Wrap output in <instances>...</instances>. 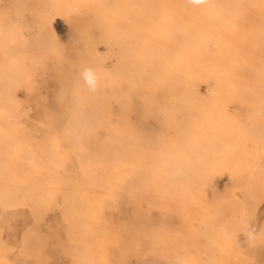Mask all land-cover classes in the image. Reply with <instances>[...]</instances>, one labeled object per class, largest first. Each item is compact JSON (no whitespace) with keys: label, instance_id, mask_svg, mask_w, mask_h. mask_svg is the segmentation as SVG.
I'll use <instances>...</instances> for the list:
<instances>
[{"label":"rangeland","instance_id":"rangeland-1","mask_svg":"<svg viewBox=\"0 0 264 264\" xmlns=\"http://www.w3.org/2000/svg\"><path fill=\"white\" fill-rule=\"evenodd\" d=\"M208 1L0 0V264H264V0Z\"/></svg>","mask_w":264,"mask_h":264},{"label":"bare ground","instance_id":"bare-ground-1","mask_svg":"<svg viewBox=\"0 0 264 264\" xmlns=\"http://www.w3.org/2000/svg\"><path fill=\"white\" fill-rule=\"evenodd\" d=\"M218 1H221V0H218ZM236 1V0H235ZM238 3H241V2H239V1H237ZM187 4H188V2H186ZM218 3V2H217ZM206 4H208V5H213V4H215L216 5V0H209ZM219 5V4H218ZM242 9V8H241ZM206 28V27H205ZM214 34V33H213ZM215 35V34H214ZM229 38V37H228ZM199 46V45H198ZM206 57V56H205ZM209 57V56H208ZM199 58V57H198ZM197 58V59H198ZM199 59H201V58H199ZM209 59V58H208ZM204 60V59H203ZM206 61H209V60H206ZM211 63H213L212 61H210ZM214 65H216V63H214ZM217 66V65H216ZM219 67H221L220 65H219ZM222 68V67H221ZM223 69H224V67H223ZM226 69V68H225ZM229 70V69H228ZM206 106H208V105H206ZM175 135V134H174ZM216 139V138H215ZM214 140V139H213ZM188 150H189V148H188ZM187 151V150H186ZM176 153V152H175ZM145 154V153H144ZM176 155H179V154H176ZM181 155V154H180ZM181 157V156H180ZM180 159V158H179ZM181 160V159H180ZM147 168V167H146ZM156 168V167H155ZM154 168V169H155ZM167 172V171H166ZM168 173V172H167ZM189 173V172H188ZM196 175V174H195ZM183 177V176H182ZM193 177V176H192ZM210 178H212L211 176H209ZM165 178V177H164ZM204 178V177H203ZM199 179V178H198ZM209 179V178H208ZM164 180V179H163ZM213 180V179H212ZM151 182V181H150ZM152 183V182H151ZM150 185V184H149ZM148 186V185H147ZM193 188V187H192ZM107 190V189H106ZM191 190V189H190ZM198 190V189H197ZM138 191V190H137ZM199 191H201V190H199ZM119 193H121V192H119ZM201 194V193H200ZM208 194V193H207ZM122 195V194H121ZM196 195H197V193H196ZM199 195V194H198ZM200 197H201V195H200ZM137 198V197H136ZM156 199V198H155ZM168 200V199H167ZM207 200V199H206ZM156 201V200H155ZM171 201V200H170ZM175 201V200H174ZM209 201V200H208ZM168 202V201H167ZM158 203V202H157ZM165 203H166V201H165ZM210 203V202H209ZM171 204V203H170ZM166 205V204H165ZM208 205V204H207ZM176 206V205H175ZM174 206V207H175ZM206 206V205H205ZM164 207V206H163ZM172 207V206H171ZM194 210V209H193ZM69 214V213H68ZM206 214V213H205ZM204 214V215H205ZM208 216V215H207ZM211 216V215H210ZM209 217V216H208ZM176 218V217H175ZM177 218H179V216L177 217ZM168 218H166V219H164V220H167ZM170 219H171V217H170ZM170 219H168V220H170ZM163 220V221H164ZM167 220V221H168ZM173 220V219H172ZM178 220V219H177ZM179 220H180V218H179ZM182 220H183V218H182ZM181 221V220H180ZM179 221V222H180ZM184 222V224H185V222H186V220L185 221H183ZM120 223V222H119ZM172 223V222H171ZM169 224V223H168ZM167 224V225H168ZM186 224H187V222H186ZM188 225V224H187ZM168 226H170V225H168ZM188 226H190V225H188ZM191 227V226H190ZM173 228V227H172ZM177 228V227H176ZM184 228V227H183ZM171 229V228H170ZM174 229H175V227H174ZM178 229H176V231H177ZM192 230V229H191ZM191 230H190V232H191ZM168 231V230H167ZM169 231H171V230H169ZM173 231H175V230H173ZM181 230H178V232H180ZM186 230L184 229V231H183V229H182V234H183V232L184 233H186V235H187V232H185ZM181 234V233H180ZM178 237V236H177ZM193 237V236H192ZM174 238H176V237H174ZM195 243V242H194ZM190 252V251H189ZM191 253H193V251L191 252Z\"/></svg>","mask_w":264,"mask_h":264},{"label":"clouds","instance_id":"clouds-1","mask_svg":"<svg viewBox=\"0 0 264 264\" xmlns=\"http://www.w3.org/2000/svg\"><path fill=\"white\" fill-rule=\"evenodd\" d=\"M204 0H190V3L194 4V5H200L201 3H203ZM83 76H84V79H85V82L87 84H89L90 87H95V81H94V78H93V75H92V72L90 69H85L84 70V73H83Z\"/></svg>","mask_w":264,"mask_h":264}]
</instances>
